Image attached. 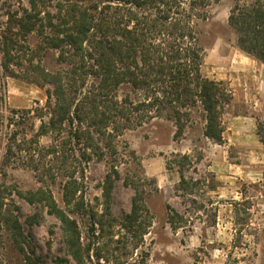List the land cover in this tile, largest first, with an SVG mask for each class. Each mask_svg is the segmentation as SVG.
I'll return each instance as SVG.
<instances>
[{
	"label": "rangeland",
	"instance_id": "obj_1",
	"mask_svg": "<svg viewBox=\"0 0 264 264\" xmlns=\"http://www.w3.org/2000/svg\"><path fill=\"white\" fill-rule=\"evenodd\" d=\"M191 2L186 0L184 7L202 50L201 73L223 82L233 97L222 110L221 144L204 136L200 105L176 139L169 109L157 118L149 104L151 90L127 83L117 89L118 99L145 105L133 124L122 121L117 132L111 125L112 137L85 122L81 127L90 133L91 146L87 139L68 136L77 123L50 126L56 120L55 99L41 70L62 74L77 92L83 88L86 93L97 80L81 70L70 46H53V29L22 31L29 0H0V264H27L26 257L41 264L56 259L74 264L61 223L39 202V191L51 193L58 208L77 221L82 248L91 245L94 264H99L98 249L100 264L132 259L145 264H264V64L239 48L229 24L236 0L213 1L206 8ZM56 8L57 2L47 4L42 17L55 16ZM108 174L113 180L111 217L104 218L103 232L96 223L92 233L89 215L106 214ZM72 182L69 194L74 188L75 196L69 204L65 194ZM136 193L144 226L133 241L124 223ZM75 203L82 205L80 210ZM12 219L21 226L22 249L12 236Z\"/></svg>",
	"mask_w": 264,
	"mask_h": 264
},
{
	"label": "trees",
	"instance_id": "obj_2",
	"mask_svg": "<svg viewBox=\"0 0 264 264\" xmlns=\"http://www.w3.org/2000/svg\"><path fill=\"white\" fill-rule=\"evenodd\" d=\"M219 0H192V6L206 8ZM236 0L229 24L237 34L239 48L248 56L264 64V0H253L241 4ZM51 2H57V14L42 17L43 9ZM186 0H29L30 12L21 21V29L26 33L45 28L54 30L56 38L51 41L55 48L63 44L73 49L74 56L81 63V70L94 77L97 82L83 93V88L69 89L62 74L40 71L43 82L52 88L55 99L56 120L50 126L62 129L65 122L72 128L71 139H87L93 144L88 128L112 137V131L122 129V121L133 124L141 105H133L129 99L119 100L117 89L122 84H131L135 89L146 88L152 92V110L156 117L168 111L169 118L176 126L175 138H180L191 119L192 109L200 105L206 121L204 136L218 144L223 142L222 110L232 101L231 90L223 83L210 80L201 73L202 54L196 44V37L184 7ZM111 4H116L115 6ZM195 10V9H192ZM56 20L57 23H53ZM62 36V37H61ZM56 41V42H54ZM64 46V45H63ZM8 53V54H7ZM6 54L9 55V51ZM81 84V83H80ZM84 83L79 86L81 88ZM68 86V87H67ZM133 118V119H132ZM138 118V117H136ZM87 133V136H86ZM188 160V156L182 157ZM182 184H186L181 176ZM75 182L68 184L65 198L74 201ZM113 189L111 175H107L104 195L107 200L106 214L96 218L89 215L94 225L105 227L104 218L111 217L109 205ZM39 202L44 203L50 214L61 223V232L67 246L68 256L74 264H94L91 259V245L82 248L81 234L77 221L58 208L51 193L39 191ZM77 209L81 204L75 203ZM141 197L136 193L132 199L131 213L124 226L133 241L139 236L144 223L141 220ZM87 214V213H85ZM108 216V217H106ZM6 218L5 222L7 221ZM30 223L31 221L28 220ZM112 226V224H108ZM17 246L22 249L21 226L12 219L10 227ZM24 238V237H22ZM101 250L94 251L100 264ZM125 255H122L124 257ZM40 260L26 257L27 264H41ZM54 264H67L68 259H56ZM119 264H145L144 261L120 262Z\"/></svg>",
	"mask_w": 264,
	"mask_h": 264
}]
</instances>
